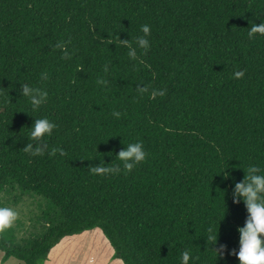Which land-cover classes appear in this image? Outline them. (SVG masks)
<instances>
[{
    "label": "trees",
    "instance_id": "16d2710c",
    "mask_svg": "<svg viewBox=\"0 0 264 264\" xmlns=\"http://www.w3.org/2000/svg\"><path fill=\"white\" fill-rule=\"evenodd\" d=\"M260 22L264 0H0V196L50 204L42 237L0 231L2 264H48L92 231L123 264H181L184 251L190 264H239L215 250L239 248L235 183L250 165L264 175V34L249 36ZM143 25L151 48L131 61L121 41L136 47ZM22 84L46 101L34 109ZM40 118L56 128L32 156ZM137 141L147 156L127 171L116 155ZM99 164L121 171L92 173Z\"/></svg>",
    "mask_w": 264,
    "mask_h": 264
},
{
    "label": "clouds",
    "instance_id": "9594fccd",
    "mask_svg": "<svg viewBox=\"0 0 264 264\" xmlns=\"http://www.w3.org/2000/svg\"><path fill=\"white\" fill-rule=\"evenodd\" d=\"M250 27L249 36L251 37L255 33L264 34V22H260L259 25L252 23ZM143 36L136 38V47L128 45V40L121 41V43L128 47L127 55L131 61H136L139 55H146L151 48L149 39L150 28L148 25L141 27ZM56 47H62L57 44ZM107 71V66L105 67ZM242 75V73H237ZM41 79H47V76L42 75ZM104 83V81H99ZM137 91L143 95L149 91L148 87H137ZM166 94L165 90H153L151 97L154 99L157 96L163 97ZM22 96L28 97L31 100L33 108H39L47 99L48 93L42 91L39 88L31 87L27 84H22ZM114 116L119 117L120 113H113ZM56 125L52 123L48 118L35 119L34 124L31 126L30 135L28 136L29 143L24 147L25 152L31 153L32 156H40L45 152V145L39 143V141L45 136H51ZM35 141L36 143H33ZM35 145V147L33 146ZM59 151L61 155H64L63 149H53V153ZM147 153L144 150L142 142L137 141L134 143H128L125 148L120 150L116 157L123 162V168L127 171H131L137 164L146 159ZM105 164V163H104ZM110 165V164H105ZM228 167V166H227ZM225 167L221 172L224 174V178L228 179L230 174L227 173ZM90 171L94 174L107 175L118 174L121 171L119 166L105 167L96 165L90 166ZM261 168L259 166L250 165L245 173V178L236 182L234 185L233 202L235 204H244L247 217L244 225L238 227L239 233V248L238 251L233 249L230 252L226 245H219L215 250L216 255L223 257L225 253L229 255H235L239 261V264H264V175L259 174ZM18 213L10 207H0V231H4L12 227L16 221ZM207 240H211L212 244H216L218 241V234L210 233ZM190 251H184L181 256V264H190L192 260Z\"/></svg>",
    "mask_w": 264,
    "mask_h": 264
},
{
    "label": "rangeland",
    "instance_id": "374dc122",
    "mask_svg": "<svg viewBox=\"0 0 264 264\" xmlns=\"http://www.w3.org/2000/svg\"><path fill=\"white\" fill-rule=\"evenodd\" d=\"M0 199L5 207H10L18 213V217L13 223L18 241L30 236L42 237L44 235L47 227L43 217L50 212V204L46 199L32 193L21 196L19 190L10 195H2ZM16 223H19L20 227H17ZM82 235L70 237L71 240L64 241L54 248L48 264H123L121 261L113 259L114 252L112 249H108L110 245L104 236L100 237L94 231ZM102 241L108 244V248H105ZM2 258L3 254L0 251V264H2ZM4 264L24 263L10 260Z\"/></svg>",
    "mask_w": 264,
    "mask_h": 264
}]
</instances>
